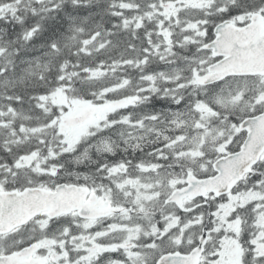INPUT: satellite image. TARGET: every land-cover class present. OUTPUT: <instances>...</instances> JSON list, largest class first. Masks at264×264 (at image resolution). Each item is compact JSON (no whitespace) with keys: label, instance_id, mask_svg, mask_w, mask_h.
<instances>
[{"label":"snow or ice","instance_id":"obj_1","mask_svg":"<svg viewBox=\"0 0 264 264\" xmlns=\"http://www.w3.org/2000/svg\"><path fill=\"white\" fill-rule=\"evenodd\" d=\"M0 264H264V0H0Z\"/></svg>","mask_w":264,"mask_h":264}]
</instances>
